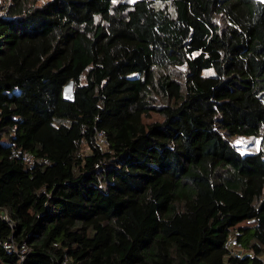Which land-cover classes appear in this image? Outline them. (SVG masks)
I'll return each instance as SVG.
<instances>
[{
  "label": "trees",
  "instance_id": "16d2710c",
  "mask_svg": "<svg viewBox=\"0 0 264 264\" xmlns=\"http://www.w3.org/2000/svg\"><path fill=\"white\" fill-rule=\"evenodd\" d=\"M65 260L264 264V0H0V264Z\"/></svg>",
  "mask_w": 264,
  "mask_h": 264
},
{
  "label": "built area",
  "instance_id": "2783aa9c",
  "mask_svg": "<svg viewBox=\"0 0 264 264\" xmlns=\"http://www.w3.org/2000/svg\"><path fill=\"white\" fill-rule=\"evenodd\" d=\"M96 134H97V141L100 144H102V145L107 144V139H106L104 130H98ZM12 155L19 156L27 164H32L35 160L34 154H32L28 151H25L21 148H17V147L12 149ZM4 217H7V215H4ZM3 245L8 250H12V251L17 252L20 256V260H22L24 258L25 254L28 250V246L25 242L17 243L15 241H13L12 239L4 240ZM227 245H228V247H232V248L233 247L237 248V249L240 248V242L235 237L230 238L227 241ZM63 264H67L66 260L63 262Z\"/></svg>",
  "mask_w": 264,
  "mask_h": 264
},
{
  "label": "rangeland",
  "instance_id": "374dc122",
  "mask_svg": "<svg viewBox=\"0 0 264 264\" xmlns=\"http://www.w3.org/2000/svg\"><path fill=\"white\" fill-rule=\"evenodd\" d=\"M185 72V66H178L174 71L175 76L182 81L183 75ZM68 94V93H67ZM161 116L158 113H152L149 120L159 119ZM232 140L235 144L239 146L241 150H256L258 145V139L256 137H247V136H234ZM86 149V148H85Z\"/></svg>",
  "mask_w": 264,
  "mask_h": 264
}]
</instances>
